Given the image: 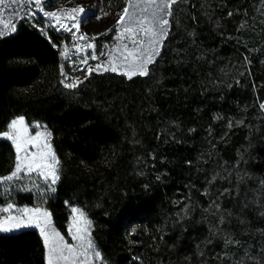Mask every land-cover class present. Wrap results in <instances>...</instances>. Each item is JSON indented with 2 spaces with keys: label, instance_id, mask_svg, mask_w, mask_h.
<instances>
[{
  "label": "trees",
  "instance_id": "trees-1",
  "mask_svg": "<svg viewBox=\"0 0 264 264\" xmlns=\"http://www.w3.org/2000/svg\"><path fill=\"white\" fill-rule=\"evenodd\" d=\"M99 3L114 11L127 0ZM169 19L149 75L93 72L72 90L60 83L64 36L23 19L0 37V132L17 116L46 125L63 169L55 193L13 189L11 201L45 207L62 235L82 207L108 264H228L222 252L242 249L209 232L219 214L204 209L217 197L228 218L219 227L264 251V0H184ZM14 161L0 139V176ZM233 167L251 179L238 184ZM0 264H46L39 232L0 233Z\"/></svg>",
  "mask_w": 264,
  "mask_h": 264
},
{
  "label": "snow or ice",
  "instance_id": "snow-or-ice-1",
  "mask_svg": "<svg viewBox=\"0 0 264 264\" xmlns=\"http://www.w3.org/2000/svg\"><path fill=\"white\" fill-rule=\"evenodd\" d=\"M141 2L155 5V11H153L151 18L146 15H137L134 11ZM183 2L184 0H127L126 6L118 14L114 24L117 30L115 37L117 44L109 52L100 51L97 54L96 45L89 41L88 35L81 33V24L78 18L81 13L85 12L83 6L71 8L62 6L56 11H45L44 0H34L36 9L43 12L44 17L55 21L58 25L57 30L63 29L72 33L77 53L87 49L93 50L90 56H83L80 59V63L85 65L86 69H73L74 71H86L87 75L83 79L70 77L64 71V66H60V74L63 77L60 83L69 90L77 89L93 72L111 71L129 79L137 75H149V65L154 63V58L160 54L164 41L170 35L172 25L169 18L173 16V6ZM35 14V12H29L25 15ZM103 15L108 16L109 14L105 12ZM228 15L231 16L232 13H228ZM96 18L99 20L101 16ZM68 21H72V23L69 24ZM8 27L9 24L4 23V28ZM241 27L244 25L242 24ZM73 29L75 31H72ZM11 31H16L15 24L11 25ZM109 31L112 29L106 28L104 32L98 33V35H106ZM5 35V32H0V37ZM144 37H147V42H145ZM95 39L96 36L91 37L92 41ZM80 41H84L85 44L81 46ZM61 55L65 58L68 57L66 47ZM105 55H107V60H102L101 57ZM89 60L97 61V63L95 66L89 65ZM260 108L264 111V103L260 104ZM217 119H223V117L218 115ZM244 123L243 119L229 120L227 126L232 128ZM31 127L39 129L35 135L30 134V126L26 123L25 117L18 116L8 123L6 131L0 132V136L11 141L15 149L13 170L7 175L0 176V196L8 195L9 197L6 206L0 207V233L30 227L39 229L44 243L46 264H108L107 258L102 255V251L99 250L98 244L93 239L94 223L82 207H71L72 224L69 228V235L73 243H69L57 231L53 224L52 213L46 208L40 205L31 208L28 206L18 207L11 201L10 192L13 189L27 192L35 191L38 198L48 193H55V185L61 179L62 162L51 143L53 133L49 131L46 125L40 123L32 124ZM190 131H194V129ZM246 163L242 153L237 164ZM232 171L237 173L238 184H243L246 179H251L250 174L243 168L233 167ZM157 179L160 177L158 176ZM215 179L217 176H213L208 183H213ZM25 180L28 183H24ZM259 184L264 187V179L260 180ZM226 191L227 189H225ZM217 200H213L209 207L204 209L205 213L213 210L211 214L214 217L219 214L217 221L209 228V232L212 236L219 238L222 249H227L229 246L232 248L240 246L242 249L238 252L223 251L219 258L228 261V264H264V251L256 253L250 246L241 245L240 240L234 238L227 229L219 227V225H227L228 218L222 214L223 210ZM260 203L264 206V201ZM182 211L187 216L191 210L186 205ZM260 215L264 217V212H261ZM228 216H231L230 212ZM240 223L243 224L244 221L241 220ZM132 231L134 232L135 229ZM261 234L264 235V231H261ZM212 236L206 237L207 244L213 243ZM134 259L138 258L134 257Z\"/></svg>",
  "mask_w": 264,
  "mask_h": 264
},
{
  "label": "rangeland",
  "instance_id": "rangeland-1",
  "mask_svg": "<svg viewBox=\"0 0 264 264\" xmlns=\"http://www.w3.org/2000/svg\"><path fill=\"white\" fill-rule=\"evenodd\" d=\"M44 3L46 5L44 8L45 11H56L60 9L62 6L65 8L83 6L85 8V12L81 13L78 18L81 24V33L88 35L89 41L96 45L95 51L97 54H99L100 51H104L105 53H107L110 51L112 47H114L117 44V40L115 39L117 35V30L114 24H115V20L118 18V14L123 11V8L126 5L122 9H119V10L105 11L101 8L99 0H44ZM29 12H35L36 14L35 15H25L26 13H29ZM105 12H107L109 15L104 16L103 13ZM97 16H101V19L98 20L96 18ZM23 19L39 21L41 23L39 25V28L42 31L51 29L55 31L56 33L64 36L63 41L58 47L59 52H60L61 64L64 66V71L72 78L80 77L81 79H83V77L87 75L86 71H74L73 69L74 68L86 69V66L80 63V59L83 56H90L93 50L87 49L86 51H81L77 53L76 48L74 46V40H73L72 33L68 31H64L63 29L57 30L58 25H56L55 21L44 17L43 12L38 11L35 7L34 0H2V2H0V32H5L6 35L12 33L11 25L12 24L17 25L18 22ZM4 23H8L9 27L4 28ZM68 23L70 24L72 23V21H68ZM106 28H111L112 31H109L106 35H98V33L104 32ZM72 31H75V29H73ZM93 36H96V39L94 41L91 40V37ZM79 43L81 44V46L85 44L84 41H80ZM65 47L68 49L67 58L61 55V52L64 50ZM101 59L107 60V55H105L104 57H101ZM88 63L89 65L95 66L97 61L89 60ZM108 72H111V71H108ZM94 73H97V72H94ZM113 73H116V72H113ZM262 103H264V100L260 104ZM262 112L264 113V111ZM35 123H39V122L28 123L30 126L31 135H35V132L39 130V129H34L31 127V125ZM40 124L44 125L42 123ZM6 130L7 128L4 131ZM0 139L7 140L6 138L2 136H0ZM9 142L12 144L11 141ZM24 183H28V181L25 180ZM16 191H19V190H16ZM33 192L36 195L35 191ZM4 206H6V204L1 205L0 207H4ZM17 206L23 207V206H28V205H17ZM34 206H37V205L28 206V207L31 208ZM71 224H72V213H71V208H70L68 224H67V233L66 235H63L69 243H73L71 236L69 235V228ZM35 229L39 232V229L37 228Z\"/></svg>",
  "mask_w": 264,
  "mask_h": 264
},
{
  "label": "crops",
  "instance_id": "crops-1",
  "mask_svg": "<svg viewBox=\"0 0 264 264\" xmlns=\"http://www.w3.org/2000/svg\"><path fill=\"white\" fill-rule=\"evenodd\" d=\"M144 9H147V11H144ZM130 11H132V10H130ZM134 11L136 12L137 15H146L149 18H151L153 11H155V5H149L147 3L141 2L139 4V6ZM144 40H145V42H147V37H144ZM117 55H119V54H117ZM30 228H33V227H30Z\"/></svg>",
  "mask_w": 264,
  "mask_h": 264
}]
</instances>
